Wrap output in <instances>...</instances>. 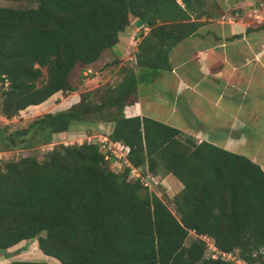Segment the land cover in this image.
Listing matches in <instances>:
<instances>
[{
  "label": "trees",
  "instance_id": "trees-1",
  "mask_svg": "<svg viewBox=\"0 0 264 264\" xmlns=\"http://www.w3.org/2000/svg\"><path fill=\"white\" fill-rule=\"evenodd\" d=\"M34 2L0 6L3 116L11 118L56 92L76 91L69 83L74 67L95 63L117 44L130 17L140 29L134 55L139 73H127L100 102H91V92L80 95L15 133L42 132L50 143L73 122L88 124L90 131L111 122L107 137L128 148L132 166L146 168L157 180L171 176L182 188L172 198V211L156 192L128 178L129 167L115 172L99 144H54L42 160L21 156L0 165V250L34 239L60 264H230L204 257L199 235H207L219 250L264 264V169L164 121L124 112L137 103L129 99L138 85L170 71L171 49L219 15L214 9L222 11L220 5L215 0L210 6L207 0ZM42 68L47 80L37 85ZM8 264L50 263L10 259Z\"/></svg>",
  "mask_w": 264,
  "mask_h": 264
},
{
  "label": "crops",
  "instance_id": "crops-1",
  "mask_svg": "<svg viewBox=\"0 0 264 264\" xmlns=\"http://www.w3.org/2000/svg\"><path fill=\"white\" fill-rule=\"evenodd\" d=\"M244 3L226 0L227 9L238 11ZM247 8L257 11L258 5ZM241 14L209 19L171 49L176 58L173 63L170 56L174 73L171 118L161 120L197 141L246 155L264 169V29L247 32L245 27L253 22ZM204 28L202 36L199 31ZM72 97L67 95L63 102ZM141 109L135 103L124 112L141 115ZM10 259L0 257V264Z\"/></svg>",
  "mask_w": 264,
  "mask_h": 264
},
{
  "label": "rangeland",
  "instance_id": "rangeland-1",
  "mask_svg": "<svg viewBox=\"0 0 264 264\" xmlns=\"http://www.w3.org/2000/svg\"><path fill=\"white\" fill-rule=\"evenodd\" d=\"M207 1V6H210L211 0ZM215 1L218 4L220 3L219 5H222L224 10L214 9L215 6L211 5L215 12L219 14L211 19L225 20L228 17L240 16V12H243L241 15L248 21L253 22L245 27L247 32L253 29H264L260 28L264 26V0H245L244 7L239 9L240 12L238 8L229 7L227 9L226 0ZM249 4H257L258 10H249L247 8ZM0 6L28 7L35 6V2L34 0H0ZM257 20L260 23H254ZM205 28H210V25ZM205 28L199 31L200 35H205ZM145 31H147L146 28L144 29ZM139 36L138 21L134 17H130L128 26L119 33L117 44L112 48L106 49L95 63L91 65L78 64L74 67L69 77V83L76 87V91L67 94L56 92L43 104L30 105L14 114L11 118H6L5 115L1 114L2 99L0 95V165L7 161L16 160L21 156H30L36 160H42L51 151L54 144L73 145L83 142H97L100 136H107L113 123L105 121L100 122L91 131L88 124L73 122L69 131L53 134L50 143L45 142L42 132L33 133V131H29L25 134H16L15 132L26 128L37 116L45 112H55L77 102L80 95L85 96V94L91 92L88 96L91 102H100L104 98L106 90L118 86L127 73L134 72L137 75L139 69L134 63V55ZM170 56L171 61L174 63L176 58L174 59L171 51ZM84 72H87V74ZM173 75L172 70L161 71L159 77L152 82L138 85L135 97L133 99L130 98L129 101L137 100L138 105L142 108L141 115H148L159 120L166 117L171 118ZM46 80L47 71L42 68V76L37 85L44 84ZM71 94H74V97L63 102L64 97ZM128 106L130 105L124 107V111H128ZM170 123H172L171 120ZM111 167L115 172H121L116 166ZM160 181V184L150 189V191H154L161 196L169 208L174 211L172 198L182 188V184L171 176L163 177ZM192 237L193 235L189 234L186 243ZM0 257L29 260L46 259L50 264H60L54 258L45 257L38 249L34 239L25 240L8 250H0Z\"/></svg>",
  "mask_w": 264,
  "mask_h": 264
},
{
  "label": "built area",
  "instance_id": "built-area-1",
  "mask_svg": "<svg viewBox=\"0 0 264 264\" xmlns=\"http://www.w3.org/2000/svg\"><path fill=\"white\" fill-rule=\"evenodd\" d=\"M87 74V72H84ZM97 143L100 149L104 152V158L112 162V166H116L121 171L125 167H129L128 178L138 179L143 186L148 189L155 188L160 184V180L150 175L146 168L141 166L135 167L130 164L126 158L128 148L119 141H111L107 136H100ZM205 243L204 257L205 258H221L230 264H248L234 252H224L219 250L213 241L207 235H199Z\"/></svg>",
  "mask_w": 264,
  "mask_h": 264
}]
</instances>
